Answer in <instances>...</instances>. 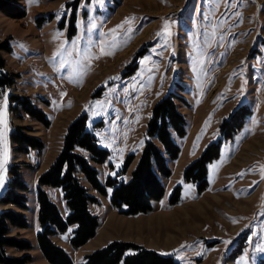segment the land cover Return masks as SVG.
Masks as SVG:
<instances>
[{"label": "rangeland", "instance_id": "374dc122", "mask_svg": "<svg viewBox=\"0 0 264 264\" xmlns=\"http://www.w3.org/2000/svg\"><path fill=\"white\" fill-rule=\"evenodd\" d=\"M6 1L22 7L26 15L15 18L0 9V41L12 46L3 56L14 79L0 96V173L4 176L0 196L15 163L29 189L26 210L0 204V211L15 209L26 216L27 228L11 227L10 236L27 239L33 246L25 251L10 247L8 252L30 254L25 264H52L37 241L41 230L38 180L60 154L75 118L87 113L88 129L110 151L108 160L97 165L103 182L108 175L116 176L126 157L134 153L127 174L121 176L127 178L140 158L153 106L173 92L180 97L176 103L186 118L187 134L181 138L173 132L181 153L168 162L171 176H161L164 197L147 213L123 214L107 195L83 180L97 199L91 205L99 217L96 235L74 247L70 243L73 225L52 239L75 263L121 241L171 256L177 264H261L264 0H228L227 5L224 0ZM73 41L78 52L72 51ZM62 48L65 52L56 57L57 66L61 59L73 63L57 72L50 61ZM85 54L91 59H85ZM70 75L71 81L66 78ZM11 95L29 99L49 124L32 116L22 102L12 101ZM241 105L249 113L242 128L227 137L221 125ZM18 127L41 140L42 148H15L10 134ZM219 140L220 154L208 165V186L198 192L184 172ZM179 184L181 199L170 204ZM43 189L62 211H69L60 188Z\"/></svg>", "mask_w": 264, "mask_h": 264}, {"label": "trees", "instance_id": "16d2710c", "mask_svg": "<svg viewBox=\"0 0 264 264\" xmlns=\"http://www.w3.org/2000/svg\"><path fill=\"white\" fill-rule=\"evenodd\" d=\"M0 9L15 18L26 15L22 7L6 0H0ZM11 50L12 46L8 41H0V92L2 93L14 83L13 75L6 70V61L3 56V52ZM10 98L12 101L22 102L25 110L32 116L49 124L45 113L33 107L29 99L20 98L18 95H11ZM177 98L180 97L169 92L153 106L140 158L132 175L127 178H121V176L127 174L135 158L134 153L126 157L116 176L108 175L103 182L99 177L97 165L108 160L110 151L102 147L95 134L88 129L87 113H82L71 122L60 154L38 180V218L41 230L37 233V241L40 250L50 263L177 264L171 256H164L155 250L121 241H113L105 248L85 256L83 261L75 263L70 254L52 239L57 232H65L73 225L76 228L72 232L70 243L74 247L85 245L96 235L99 217L91 212L90 204L97 199L90 193L89 186L83 180L102 195L110 193L111 204L123 214L147 213L153 209L155 202L164 197L165 186L161 176H171L168 162L178 159L181 153V147L174 139L173 132L181 138L187 134V121L178 109ZM248 113L247 106L237 107L230 117L223 121L222 132H225L227 137H231L242 128ZM10 136L18 150L23 151L27 147L40 149L43 146L41 140L24 134L20 127L12 131ZM220 148V140L211 143L200 158L186 168L184 178L187 182L194 183L198 192H203L207 188L208 165L219 156ZM20 168L17 163L9 168L11 179L0 196V204H12L26 210L28 205L25 192L28 191L29 186L22 180ZM44 186L61 189L69 209L67 216H63L59 206L43 189ZM181 196L182 186L179 184L175 186L169 197L170 204L178 203ZM27 226V218L21 211L15 209L0 211V264H25L31 260L30 254L14 256L8 252L10 247L22 251L33 248L29 240L10 236L11 227L27 228ZM261 264H264V261Z\"/></svg>", "mask_w": 264, "mask_h": 264}, {"label": "snow or ice", "instance_id": "6c2138e0", "mask_svg": "<svg viewBox=\"0 0 264 264\" xmlns=\"http://www.w3.org/2000/svg\"><path fill=\"white\" fill-rule=\"evenodd\" d=\"M224 3L227 5L228 3V0H224ZM127 22V21H126ZM170 26L166 23L165 24V30H167ZM129 31H131V29H129ZM169 35H170V32H169ZM76 41H73V49L72 51H77L78 52V48L76 47ZM64 52L65 50L62 48L61 50H59L57 53H54L53 57H52V60L50 61L52 64H53V67L54 69L59 72L60 71V68L64 67L65 64H68L69 66L72 65L73 61H70V60H64V59H61V61L59 62V65L57 66V63H56V57L57 56H63L64 55ZM69 55H71V53H69ZM85 59H91V55L90 54H85ZM76 63H79V61H77ZM73 72H75V69L73 68ZM67 79H69L70 81L73 79V77L70 75L68 77H66ZM0 95H4V93L0 92ZM6 99V97H5ZM3 168V162L0 161V169ZM251 171V170H249ZM4 183V176L2 173H0V186H2ZM225 243H229L228 241H225ZM258 250L261 251V252H264V244H261L258 246Z\"/></svg>", "mask_w": 264, "mask_h": 264}, {"label": "crops", "instance_id": "0c3cea01", "mask_svg": "<svg viewBox=\"0 0 264 264\" xmlns=\"http://www.w3.org/2000/svg\"><path fill=\"white\" fill-rule=\"evenodd\" d=\"M93 195V194H92ZM106 196V195H105ZM108 197H109V200H110V193L107 195ZM111 202V201H110ZM95 203V202H94ZM93 203V204H94ZM92 203L90 204V210H91V205H93ZM61 210V209H60ZM61 212H62V214H63V216H67V214L69 213V211H67L66 209H65V212L64 211H62L61 210ZM92 212V211H91ZM93 213V212H92ZM94 214V213H93ZM96 215V214H95ZM54 241V240H53ZM55 242V241H54ZM56 243V242H55ZM57 244V243H56ZM60 246H62V245H60Z\"/></svg>", "mask_w": 264, "mask_h": 264}]
</instances>
